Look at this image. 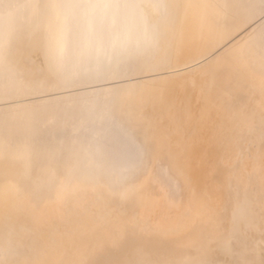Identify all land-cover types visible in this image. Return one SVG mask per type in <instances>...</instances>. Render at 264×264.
<instances>
[{
    "label": "bare ground",
    "instance_id": "bare-ground-1",
    "mask_svg": "<svg viewBox=\"0 0 264 264\" xmlns=\"http://www.w3.org/2000/svg\"><path fill=\"white\" fill-rule=\"evenodd\" d=\"M70 2L0 0V264H264L261 0Z\"/></svg>",
    "mask_w": 264,
    "mask_h": 264
},
{
    "label": "snow or ice",
    "instance_id": "snow-or-ice-1",
    "mask_svg": "<svg viewBox=\"0 0 264 264\" xmlns=\"http://www.w3.org/2000/svg\"><path fill=\"white\" fill-rule=\"evenodd\" d=\"M261 4L264 5V0H261ZM112 6L113 5L108 4V3H102V4L101 3H97V4L89 3L87 5H81L80 3L75 2V0H73V2H70V3L65 5V7L68 9H76V8H80V7H87L90 9H95V8H100V7L108 8V7H112ZM102 42H103L102 37L98 36L94 27L91 24H89L87 37L83 41H81L79 47L82 50H84V49L90 48L93 43H102ZM183 44H184V39H183V37H181L179 40L178 52L183 51ZM56 47H57L58 55L60 57H63L65 50L68 48V42H67L66 36L63 32H60L57 35ZM161 63H167V61H161ZM125 100H126L125 97L117 96L114 98L113 103L120 104V103L124 102ZM17 107H19V105H15L13 107V110L16 109ZM43 110H45V108H44V105L42 104L35 111L30 113V116H33V117L38 116L40 111H43ZM49 118L50 119L56 118L55 111H49Z\"/></svg>",
    "mask_w": 264,
    "mask_h": 264
}]
</instances>
